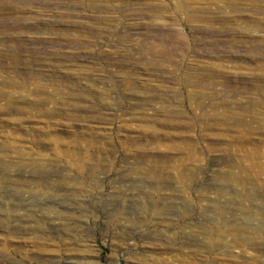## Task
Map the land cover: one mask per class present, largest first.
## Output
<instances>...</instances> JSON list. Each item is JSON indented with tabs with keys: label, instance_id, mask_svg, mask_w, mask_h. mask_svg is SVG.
<instances>
[{
	"label": "rangeland",
	"instance_id": "1",
	"mask_svg": "<svg viewBox=\"0 0 264 264\" xmlns=\"http://www.w3.org/2000/svg\"><path fill=\"white\" fill-rule=\"evenodd\" d=\"M0 264H264V0H0Z\"/></svg>",
	"mask_w": 264,
	"mask_h": 264
},
{
	"label": "bare ground",
	"instance_id": "2",
	"mask_svg": "<svg viewBox=\"0 0 264 264\" xmlns=\"http://www.w3.org/2000/svg\"><path fill=\"white\" fill-rule=\"evenodd\" d=\"M172 241V240H171ZM170 244V245H169ZM168 244V246H169V248H173V249H175L176 248V250H180L182 247H184V246H188L189 244L188 243H186V242H181L179 245H175L174 246V244L173 243H169Z\"/></svg>",
	"mask_w": 264,
	"mask_h": 264
}]
</instances>
